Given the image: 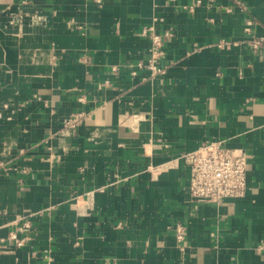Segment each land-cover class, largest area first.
Returning <instances> with one entry per match:
<instances>
[{
    "label": "crops",
    "instance_id": "crops-1",
    "mask_svg": "<svg viewBox=\"0 0 264 264\" xmlns=\"http://www.w3.org/2000/svg\"><path fill=\"white\" fill-rule=\"evenodd\" d=\"M242 1L0 0V242L25 218L33 235L0 264H264V51L243 28L264 35V0ZM153 23L175 31L172 64L144 80L131 64ZM80 109L92 117L62 131ZM216 138L249 152L247 193L197 203L180 155ZM93 189L78 216L71 198Z\"/></svg>",
    "mask_w": 264,
    "mask_h": 264
},
{
    "label": "built area",
    "instance_id": "built-area-1",
    "mask_svg": "<svg viewBox=\"0 0 264 264\" xmlns=\"http://www.w3.org/2000/svg\"><path fill=\"white\" fill-rule=\"evenodd\" d=\"M215 0H196L195 6L205 4L211 7ZM235 3L241 10H247V6L242 0H235ZM227 11H232V6H228ZM193 10V6L191 7ZM157 20V18H155ZM212 20V19H211ZM256 22L252 19L244 20V32L250 48L258 53L264 51V35H256ZM150 38V57L148 60H138L131 64V74L137 76L141 69L150 71L149 77L143 79L155 78L166 74L172 62H164L166 53V43L173 38L175 31L171 28L159 32L155 23L145 26L141 32ZM240 41L228 38H220L215 45L217 47H230L237 45ZM202 48L195 43L194 51ZM113 72L119 71V66L114 65ZM110 80H106L100 85H108ZM84 100V98H80ZM93 113L87 109H80L72 112L63 121L64 132L74 135L79 126L92 117ZM249 152L240 147H233L228 144L224 138L206 140L198 148L183 152L180 158L190 169V193L191 198L197 203H220L226 198H239L247 193L248 189V163ZM97 190H88L82 194H76L71 198V208L78 216H91L96 209ZM176 237L179 242L186 245L187 227L182 222L173 225ZM214 235V234H213ZM33 238L32 221L25 218L21 224H17L16 229L12 230L8 236L1 238L0 254L6 252L11 246L20 247ZM256 248L263 253L264 240L256 244ZM50 260V255L47 256ZM231 264H242L238 260Z\"/></svg>",
    "mask_w": 264,
    "mask_h": 264
}]
</instances>
